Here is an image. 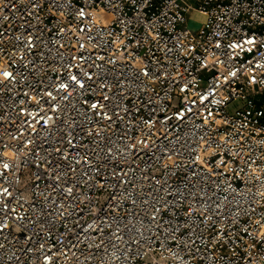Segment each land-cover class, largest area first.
<instances>
[{
    "label": "built area",
    "instance_id": "obj_1",
    "mask_svg": "<svg viewBox=\"0 0 264 264\" xmlns=\"http://www.w3.org/2000/svg\"><path fill=\"white\" fill-rule=\"evenodd\" d=\"M263 90L264 0H0V264H264Z\"/></svg>",
    "mask_w": 264,
    "mask_h": 264
},
{
    "label": "rangeland",
    "instance_id": "obj_2",
    "mask_svg": "<svg viewBox=\"0 0 264 264\" xmlns=\"http://www.w3.org/2000/svg\"><path fill=\"white\" fill-rule=\"evenodd\" d=\"M205 22V16L196 11H190L186 15V25L192 31L195 32ZM253 99L260 103L264 102V93L253 94ZM238 102H233L229 105V109L235 108Z\"/></svg>",
    "mask_w": 264,
    "mask_h": 264
},
{
    "label": "crops",
    "instance_id": "obj_3",
    "mask_svg": "<svg viewBox=\"0 0 264 264\" xmlns=\"http://www.w3.org/2000/svg\"><path fill=\"white\" fill-rule=\"evenodd\" d=\"M260 93H264V90L261 91V92H259L258 94H260ZM254 102H255V104H256L257 106L262 107V108L264 109V102H263V103H260V102H258V101L255 100V99H254Z\"/></svg>",
    "mask_w": 264,
    "mask_h": 264
}]
</instances>
